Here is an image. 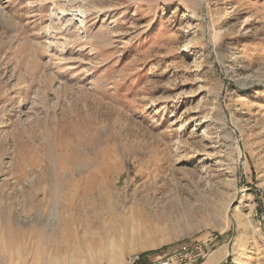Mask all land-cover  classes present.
Masks as SVG:
<instances>
[{
  "label": "rangeland",
  "instance_id": "rangeland-1",
  "mask_svg": "<svg viewBox=\"0 0 264 264\" xmlns=\"http://www.w3.org/2000/svg\"><path fill=\"white\" fill-rule=\"evenodd\" d=\"M184 244L264 264V0H0V264Z\"/></svg>",
  "mask_w": 264,
  "mask_h": 264
},
{
  "label": "built area",
  "instance_id": "built-area-1",
  "mask_svg": "<svg viewBox=\"0 0 264 264\" xmlns=\"http://www.w3.org/2000/svg\"><path fill=\"white\" fill-rule=\"evenodd\" d=\"M250 191L251 187L244 184L240 190L242 194L241 198H246ZM206 255L207 253L202 246L184 244L174 249L168 255L151 258L150 261L147 262H144L141 255H136L135 258L130 259V263L128 264H193L199 259L206 257Z\"/></svg>",
  "mask_w": 264,
  "mask_h": 264
},
{
  "label": "bare ground",
  "instance_id": "bare-ground-1",
  "mask_svg": "<svg viewBox=\"0 0 264 264\" xmlns=\"http://www.w3.org/2000/svg\"><path fill=\"white\" fill-rule=\"evenodd\" d=\"M222 253H219V252L213 253L212 256L210 257V261L211 260H218V261L222 260V258H223ZM129 263H130V261H129ZM127 264H128V262H127Z\"/></svg>",
  "mask_w": 264,
  "mask_h": 264
},
{
  "label": "water",
  "instance_id": "water-1",
  "mask_svg": "<svg viewBox=\"0 0 264 264\" xmlns=\"http://www.w3.org/2000/svg\"><path fill=\"white\" fill-rule=\"evenodd\" d=\"M202 3H203V2H202ZM202 6H204V3H203ZM232 243H233V242H232ZM232 243H231V245H230V247H229V256L232 254V246H233ZM229 256H228V257H229ZM229 258H230V257H229Z\"/></svg>",
  "mask_w": 264,
  "mask_h": 264
},
{
  "label": "crops",
  "instance_id": "crops-1",
  "mask_svg": "<svg viewBox=\"0 0 264 264\" xmlns=\"http://www.w3.org/2000/svg\"><path fill=\"white\" fill-rule=\"evenodd\" d=\"M206 262H208L207 264H216L215 260L206 261Z\"/></svg>",
  "mask_w": 264,
  "mask_h": 264
}]
</instances>
